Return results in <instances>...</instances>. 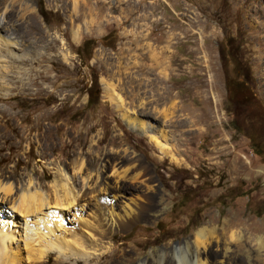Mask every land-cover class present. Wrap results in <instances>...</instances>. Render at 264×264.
I'll return each instance as SVG.
<instances>
[{"label": "rangeland", "instance_id": "1", "mask_svg": "<svg viewBox=\"0 0 264 264\" xmlns=\"http://www.w3.org/2000/svg\"><path fill=\"white\" fill-rule=\"evenodd\" d=\"M37 1L0 0L1 186L45 192L62 173L79 188L96 175L113 185V158L147 179L123 195L145 191L140 217L64 264H155L162 250L173 264L172 250L199 229L234 222L244 238L230 243L227 264H264V0H41L46 21ZM85 39L96 44L82 65ZM89 68L98 99L86 107ZM94 194L91 206L65 209L56 235L87 232L84 219L100 213Z\"/></svg>", "mask_w": 264, "mask_h": 264}, {"label": "bare ground", "instance_id": "2", "mask_svg": "<svg viewBox=\"0 0 264 264\" xmlns=\"http://www.w3.org/2000/svg\"><path fill=\"white\" fill-rule=\"evenodd\" d=\"M123 119L130 128L137 129L139 128L138 125H143L126 116L123 117ZM7 140V137H1L0 147L2 143H6ZM113 159L116 162L112 167V174L114 175L112 176L113 185L107 182V176L96 175V179L92 178L90 181H88V179H82V185L79 188V186H76V182L72 180V177L65 173H60L63 179H59L62 182L60 186L58 185L59 183L57 184V180L54 181L55 183L49 187V192H42L38 190V188H34V185L30 186L33 187L31 189H29V187L24 189L12 187L11 184H8V186H1L0 184V195H3V198L10 197L12 200L9 207H5L7 203L2 197L0 200V264H50L48 255L53 251H56L59 256L53 264H64L66 260H70L71 258L74 263H76L77 260L85 257L86 254L83 253V251H85L86 248L95 249L98 247V240L100 241L105 237L112 238L115 235V227L125 226L128 222L139 218L138 209L142 208L141 201L145 200V191H142V195L136 194L137 196L135 197L133 195H131L133 197H123V195L126 196L128 191H139L136 186L137 183L142 186H147V179L143 169L136 163H132L130 166L123 168L121 167L122 163L120 165V162H117L118 158ZM103 168L101 172H103ZM120 180L129 181L134 185H122ZM57 186H59L65 194L63 200L58 196ZM148 187V189H151V186ZM39 188H41V186ZM89 188H93V190H87ZM82 189L85 190L82 191ZM89 192L90 195L93 192L95 193L94 196H92V198H95L92 203H94V206L99 207L100 213L97 210L99 214H92L90 216V221L89 219L87 221V218L84 219L83 222H85L84 224L87 226V232H83L85 230H78L79 232L72 233L71 230H68L59 232V235H56V230H62L65 227L61 225L64 223L62 219L65 215V209L68 210L71 206L73 208L76 207L74 203L77 199L86 202ZM16 195L18 196L17 198ZM119 195L121 196V201L119 200ZM91 200L90 198V201ZM89 205L90 203L86 204V206ZM45 208H47V211L43 213L42 210ZM78 208H75L76 212L80 211ZM20 214L23 215L24 219L22 217L21 219L18 218ZM32 216L33 219H30L29 217ZM81 218L83 219L84 217ZM81 218L78 219L80 220ZM15 225L19 228H16L17 226ZM237 226V222H234V224L227 223L225 227L221 229V233H217L216 229H199L191 239L184 241L182 244H178L177 247L172 250L170 254L176 259L173 264H210L212 261H214L215 264H227V262L232 259L227 254L230 250V243H234L237 247L240 245L239 242L241 239L244 238L242 232L233 230L237 229ZM16 237L19 241L24 242V247H20L18 244L19 241L15 240ZM66 237L72 238L73 242H71L72 240L69 241L71 243L67 242L68 240ZM95 237H97V239H95ZM65 239L67 241H65ZM247 241L248 244L252 243L250 237H246V242ZM256 241H258L259 246H262L261 238H257ZM23 248L25 254L23 253ZM213 248H216V250L214 249V251ZM80 250L81 252H79ZM253 251L254 250H251L249 247L245 250L246 259H249L250 256L253 255ZM165 252V250H162L158 253L157 257H154L155 264L165 263ZM103 255L104 253L102 256ZM254 256L260 258L261 254L256 252ZM99 257H96L97 259L94 260V263H97L101 258ZM138 264L150 263L143 261Z\"/></svg>", "mask_w": 264, "mask_h": 264}, {"label": "trees", "instance_id": "3", "mask_svg": "<svg viewBox=\"0 0 264 264\" xmlns=\"http://www.w3.org/2000/svg\"><path fill=\"white\" fill-rule=\"evenodd\" d=\"M36 7H37V12L39 14V16L46 21V12H44V8H43V4H42V1L41 0H38L37 3H36ZM107 36L103 37L100 39L101 43H104L106 41V38ZM96 44V41L92 40V39H85L83 40L79 46H77L75 48V54H76V57L78 58L79 62L82 64V65H87V62L90 58V54H91V51L92 49L94 48ZM229 57H232L231 55ZM231 62L232 64L234 65V67L236 65H238V62L237 60H234L231 58ZM237 74L236 76L238 75V71H236ZM241 77H242V80L241 82H237L234 87H230L228 85H225L226 87V91L229 93V95L231 94L230 92H234V93H237L238 89H239V86L243 85V82L245 81V79H247V75L245 74H241ZM89 87L86 89V94H87V100H86V107H90L92 105H94L97 101V97L95 95V90L96 88L98 87V82H97V77H96V74L94 73V71L92 69L89 68Z\"/></svg>", "mask_w": 264, "mask_h": 264}]
</instances>
